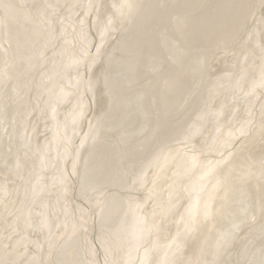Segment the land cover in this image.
<instances>
[{
	"label": "bare ground",
	"instance_id": "obj_1",
	"mask_svg": "<svg viewBox=\"0 0 264 264\" xmlns=\"http://www.w3.org/2000/svg\"><path fill=\"white\" fill-rule=\"evenodd\" d=\"M262 17L0 0V264H264Z\"/></svg>",
	"mask_w": 264,
	"mask_h": 264
},
{
	"label": "snow or ice",
	"instance_id": "obj_2",
	"mask_svg": "<svg viewBox=\"0 0 264 264\" xmlns=\"http://www.w3.org/2000/svg\"><path fill=\"white\" fill-rule=\"evenodd\" d=\"M12 7H14V6H12V5H4L5 9H11ZM261 7H262V9H264V0H261ZM262 22H264V17H262ZM82 114L83 113L81 112V115ZM51 264H57V262L56 261H52ZM106 264H107V261H106Z\"/></svg>",
	"mask_w": 264,
	"mask_h": 264
},
{
	"label": "rangeland",
	"instance_id": "obj_3",
	"mask_svg": "<svg viewBox=\"0 0 264 264\" xmlns=\"http://www.w3.org/2000/svg\"><path fill=\"white\" fill-rule=\"evenodd\" d=\"M2 24V23H1ZM1 29H2V26H0V36L2 35L1 34ZM2 39L0 38V41H1ZM7 41V40H6ZM1 50V49H0ZM3 52V51H2ZM1 58H3L1 55H0V59ZM2 85V80H1V78H0V86ZM18 92H16V94H17ZM6 163H8V162H6ZM13 216V215H12ZM15 219V218H14ZM1 223V222H0ZM1 232H2V230H1V228H0V234H1ZM260 252H256V253H254V254H259Z\"/></svg>",
	"mask_w": 264,
	"mask_h": 264
}]
</instances>
